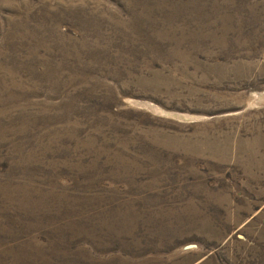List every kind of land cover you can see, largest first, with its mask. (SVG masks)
I'll return each mask as SVG.
<instances>
[{
  "label": "rangeland",
  "instance_id": "obj_1",
  "mask_svg": "<svg viewBox=\"0 0 264 264\" xmlns=\"http://www.w3.org/2000/svg\"><path fill=\"white\" fill-rule=\"evenodd\" d=\"M0 264H264V0H0Z\"/></svg>",
  "mask_w": 264,
  "mask_h": 264
}]
</instances>
